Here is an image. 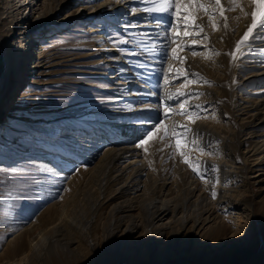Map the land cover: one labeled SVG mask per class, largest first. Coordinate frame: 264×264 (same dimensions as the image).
Returning <instances> with one entry per match:
<instances>
[{
  "label": "rangeland",
  "instance_id": "374dc122",
  "mask_svg": "<svg viewBox=\"0 0 264 264\" xmlns=\"http://www.w3.org/2000/svg\"><path fill=\"white\" fill-rule=\"evenodd\" d=\"M74 1L75 3L64 9L49 26V31L35 35L39 44L38 60L36 59L39 64L34 75L17 88L12 100L5 104L0 114V264H18L24 256V247L20 245L26 240L36 242L40 234L50 231L51 223L64 214H67L69 223H66L65 229L59 233L62 237L59 247L52 251L51 255L47 254L44 262L31 261L29 264H139L132 259L121 260L113 255L107 258L104 252L90 254L91 250L86 245L79 248L67 247L68 240L75 238L71 234L75 232L76 226L78 227L76 222L82 220L84 215L87 216L86 220L89 217L88 221L94 218L89 202L95 201L98 191H89L86 185L90 187V184H93L97 166L113 144V136L103 131L104 128L110 130V127L101 123H104V120H113L114 123L123 125L135 123L132 122L135 117L129 116L128 113L131 112L125 110L127 107L122 105L126 103L124 98L129 95L125 94L126 91L131 92L133 85L118 71L119 62L110 57L111 54L107 53L105 46L97 38L111 40L114 47L124 56L126 68L133 75V80L146 85L159 95L164 71L173 57L172 49H178L179 37L183 35L184 30L189 29L192 33L188 40L196 37L201 43L190 51L195 50L197 58L204 55L218 61L212 73L221 75L225 88L229 89L231 86V77H235L233 82L237 83L234 84L235 105L229 116L222 117V103L204 107L201 115L210 116L220 130H226L229 125L234 129L237 153L235 161L241 167V172L224 183L238 190L237 195L231 191L228 195H236L234 201L237 206L234 211L242 217L239 225L242 229L238 230L239 237L233 249H238L243 244L252 251V254H247L237 264H262L256 256L264 253V167L256 165L259 155H250L255 150L264 155V125L252 124L257 115L258 119L261 118L262 112L250 109L249 105L264 99V83H259L260 79H256L257 75L264 72V32H259L256 39L246 42L254 49L243 52V58H240L238 64H234L233 55H238L236 44L239 41L234 37L233 41L228 39L230 27L244 29L251 24L250 14L254 8L251 0H238L244 11L236 7L234 11L226 12L227 29L223 26L224 20L217 17L216 29H213L210 23H204L202 27L210 31L211 37L205 32L196 35L195 32L199 29L192 25L198 24V19L200 21L206 14L198 11L194 4L189 6L184 3L174 16L159 15L166 23L157 26L151 23L157 14L130 11L132 8L142 10L146 6L138 3V0L120 19L113 17L114 21L111 23L108 22L106 14L90 9V0ZM223 4H226L225 8L233 7L230 0H222ZM188 13H191V18L186 21ZM199 13L204 14L202 16ZM235 14H239L237 19L233 18ZM169 23L175 25L174 33L169 28ZM107 25L109 27L106 29ZM220 35L223 37L219 39ZM212 38L216 41V46L208 41ZM173 40L175 43H172ZM164 53H167V59ZM201 74L210 77L205 71ZM198 78L190 77V81L188 78H182L178 83L186 81L187 86H199L202 81ZM223 92L222 97L228 100L227 94ZM134 96L138 100L136 104L144 106L145 100L137 94ZM193 97L196 100V97ZM112 111L113 115L109 114ZM148 118L150 117L146 118L145 115L139 117L141 121L138 123H142L144 131L134 142L135 145L144 138L152 124L160 120L155 119L145 126ZM161 136L163 131L149 140L147 151L140 149L147 153L148 158L155 156L156 163L163 162L164 174L169 173V177H172L177 165L181 163L180 155L175 147L173 148V142L168 144L172 146L169 150L173 152L165 154L167 150L161 144L164 140ZM207 150L210 151V157L216 159L218 147L208 144L204 152ZM59 152L67 153L75 162L71 176L73 175L76 181L70 187L57 183L55 191L49 194V177L46 171L53 165L52 159L59 156ZM222 157L229 160L226 156ZM163 181L161 179V183ZM169 182L172 185H168L170 190L167 200L179 203L183 197L181 185L183 188L185 185L181 180L173 184L172 179H169ZM147 185L148 198L156 199L157 192L152 182H147ZM110 187L113 192L118 188L116 183H112ZM73 199H85L84 206L78 207V202L82 204V200L73 205ZM87 202L90 205H87ZM96 220L98 226L93 229V238L103 242L107 231L101 230L99 217ZM215 234H212L211 239H215ZM165 249L166 247H163L161 252ZM200 253L199 247L191 248L187 252L185 264L201 261L198 257ZM149 256L147 264H181L175 257L170 259L168 256H161V261L153 262L154 255Z\"/></svg>",
  "mask_w": 264,
  "mask_h": 264
},
{
  "label": "bare ground",
  "instance_id": "6f19581e",
  "mask_svg": "<svg viewBox=\"0 0 264 264\" xmlns=\"http://www.w3.org/2000/svg\"><path fill=\"white\" fill-rule=\"evenodd\" d=\"M135 2L137 0H105V2L104 0H90L89 4L90 9L106 14L108 22L111 23L114 21L113 17L117 20L120 19ZM203 2L209 7L213 6L210 0H203ZM73 3H75L74 0H0V29H2V32L0 31V114L5 104L10 99L12 100L17 88L34 75L35 68L39 64L36 61L39 55L37 50L39 44L36 42L35 35L49 31V26L55 22L64 9L72 6ZM225 5L223 4L224 7ZM250 9L247 11L250 12ZM199 14L203 16L204 13ZM199 14L198 16H200ZM238 16L239 14H235L233 18L237 19ZM216 17L223 20L217 14L212 23H216ZM207 22L209 23L207 14L200 21L198 19V24L201 26ZM108 27L109 25L105 28ZM203 29V34L204 32L208 33V37H211L210 31L204 27ZM185 31L189 33L187 36ZM246 31L245 27L244 29L230 27L228 39L231 40L234 37L240 41ZM197 32L199 30L195 33ZM190 33L192 30H184L183 35L179 37L180 43L175 54L176 58L172 57L168 62L159 95L146 85L133 80V75L126 68L127 63L124 56L114 47L111 40H105L104 37L97 38L105 46L107 53L111 54L110 57L115 62H119L118 71L123 74L128 83L133 85V90L129 93L127 90L125 93L129 94L128 97L122 93L126 103L122 104L121 101L119 103L127 107L125 110L131 112L128 115L135 117L132 121L135 123L123 125L119 122L114 123L113 120L105 122L103 119L104 123L101 124L110 127V130L104 128L103 131L113 136L111 138L113 144L98 164L93 184H90V187L86 185L89 191H98L95 201L89 202L94 218L88 221L89 217L86 220L87 216L84 215L82 220L76 222L78 227L76 226V230L74 229L75 232L72 234L71 230L69 232L75 238L71 241L68 240L67 247L79 248L86 245L91 250L90 254L96 255L104 252L107 258L113 255L121 260L132 259L133 262L136 261L139 264H147L146 261L152 254L154 255L153 262L161 261V256H168L170 259L175 257L181 264H185L187 252L194 247H199L201 252L198 256L201 261H197L196 264H237L247 254H252L251 248H247L243 244L240 248L233 249L236 246L235 241L237 242L239 237L238 230L241 228L239 225L242 217L236 215L234 211L237 206L235 201L238 190L235 187H228L224 183L241 172V167L235 161L237 153L234 129L229 125L226 130H220L210 116L201 115L204 107L222 103V117L229 116L233 105H235L234 84L237 83L233 82L235 77H231V86L229 89L225 88V81L221 75L212 73L218 61L211 60L204 55L198 58L192 55L190 50L201 43L196 37L191 41L188 40ZM222 37V35L218 36L219 39ZM208 41L212 42L211 45L216 46V41L213 38ZM226 41H228L227 38ZM249 46L246 42L241 45L234 64H238L240 58H243V52H249L250 48L254 49ZM180 58H184L183 62ZM234 64L233 66H235ZM203 71L210 77L203 76L201 74ZM191 73L198 75L193 76ZM197 76L202 81L199 86L195 84L187 86L186 81L178 83L182 78L189 80L190 77L197 78ZM256 77V79H260L259 83H264V72ZM223 91L227 94L228 100L222 97ZM178 93H188L190 98H186L184 95L178 96ZM136 94L145 100L144 106L136 104L138 102L134 96ZM192 95L196 97V100ZM181 101L185 102L184 111H187L192 119L176 114L181 111L179 108ZM197 104L200 105L199 108L195 107ZM168 106L171 108L168 118L165 119V125L175 123L185 125L190 129L187 133V140H182L180 150L186 154L189 164L183 162L185 157L178 152L181 163L177 165L172 177H169V173L164 174L163 162L156 163L155 156L152 155L151 158H148L147 153L134 144L144 131L142 123H138L141 121L139 117L141 118L143 115L146 118L150 117L144 124L145 126L149 125L147 123L150 121L162 119L164 109ZM239 107L242 108V106ZM249 108L262 112L261 118L258 119L257 115L251 123L255 126L264 125V99L249 105ZM109 114L113 115V111ZM95 122L97 121L95 120ZM191 141H195V143L193 144ZM172 142L174 148L175 139L167 137L166 140L164 138L161 141L167 150L164 152L167 155L173 152L169 150L172 146H168ZM208 144L218 147L219 153L216 159L210 157V151L204 152ZM155 154L158 155L157 151ZM221 155L226 156L229 160ZM254 156L259 157L256 160V165L264 167V155L262 156L255 150L250 157ZM52 162L53 165L46 171L49 177V194L55 191L57 183H64L70 187L76 181L75 177L71 176L75 162L67 153L59 152V156L54 157ZM190 165H198L200 174L194 172ZM179 177L181 179H178ZM161 179L164 180L162 183ZM169 179H172L173 184L181 180L185 185V188L181 185L183 197L179 203L167 200L170 190L168 185L171 184ZM149 181L152 182L155 192H157L156 199H149L147 196L149 190L147 182ZM112 183H116L118 186L114 192L110 187ZM213 191L217 193L215 199L212 197ZM229 191L236 195H228ZM239 195L241 194L239 193ZM78 200H82V204ZM77 202L78 207L84 206L85 199L71 200L73 205H76ZM90 204L87 202V205ZM66 215L64 214L53 221L50 231L41 233L36 242L26 240L20 245L24 247V256L18 261V264H29L31 261L42 263L46 260L47 254H52V251L59 247V240L62 238L59 233L65 229V224L69 223ZM102 215L104 216L101 217ZM97 217H99L101 230L106 229L107 231L103 242L93 238L95 234L93 229L98 226ZM213 233H216L215 239H211ZM163 247L166 249L161 252ZM256 257L264 264V253Z\"/></svg>",
  "mask_w": 264,
  "mask_h": 264
},
{
  "label": "snow or ice",
  "instance_id": "6c2138e0",
  "mask_svg": "<svg viewBox=\"0 0 264 264\" xmlns=\"http://www.w3.org/2000/svg\"><path fill=\"white\" fill-rule=\"evenodd\" d=\"M138 3H143L146 6L141 10L139 8H132L130 11L132 13H136L138 11H142L143 13L147 14H157L156 18L151 21V23H154L155 25H163L166 22L159 18V15L161 14H168L170 16L177 15L180 8L183 6L184 3H187L189 6L196 5V8L198 11H203L205 14L209 17V23L211 24V27L213 29H216L217 25L215 23H212V20L214 17L218 14L220 17L224 20V28H228V17L226 15V12L228 11H234L236 7H240V4L238 3V0H230V3L233 5L232 8H225L222 5V0H210V3L213 5L212 7H209L206 3L203 2V0H138ZM251 3L254 5V8L251 12V24L247 27V31L244 33L241 40L236 44V50L239 51L241 45H243L245 42H248L250 40H254L257 38L259 32H264V0H251ZM175 9V11H173ZM241 11H244L242 7H240ZM247 15V13H245ZM191 18V13H188L185 17L186 21ZM186 23V27H187ZM192 27L199 29V32L196 33V35H199L200 32H203L204 29L200 24H194ZM169 28L175 32V25L169 23ZM258 30V31H257ZM189 33L188 31H185V35L187 36ZM205 39L207 36L204 37ZM124 43H127V41H123ZM172 43H175V40L172 41ZM191 47V46H189ZM176 48L172 49L173 58H176ZM197 53L195 50L192 51V55L195 56ZM219 53H217L218 55ZM132 55H136V53H132ZM165 59H167V53H164ZM235 55H233V59H235ZM181 62H183L184 58H180ZM191 75L196 76L197 73H191ZM207 83V81H205ZM167 83V81H166ZM152 95H155V93H152ZM179 95H184L186 98H190V94L188 93H178ZM196 108H199L200 105H195ZM171 106H168L164 109L163 112V118L159 121L152 124L149 131H147L144 134V138L141 139L135 146L137 148H143L145 151H147L146 145L157 133H160L163 131V136H161V139H164L165 137H170L175 139V149L177 152L180 153V155L184 156L183 162L186 164H189V160L187 159V156L184 152H181L182 147V140H187V133L190 131L185 125H165V119L169 116V110ZM179 108L181 109L180 112H177L178 115H185L188 116L189 119H192V116L189 115L187 111H184L185 109V102L181 101L179 102ZM199 118V117H197ZM179 129V130H178ZM191 143H195V141H191ZM192 167V170L196 172L198 175L199 172V166L198 165H190ZM203 179V176H201ZM217 196V193L215 191L212 192V197L215 199Z\"/></svg>",
  "mask_w": 264,
  "mask_h": 264
},
{
  "label": "water",
  "instance_id": "95a60500",
  "mask_svg": "<svg viewBox=\"0 0 264 264\" xmlns=\"http://www.w3.org/2000/svg\"><path fill=\"white\" fill-rule=\"evenodd\" d=\"M0 69H1V57H0ZM1 71V70H0Z\"/></svg>",
  "mask_w": 264,
  "mask_h": 264
}]
</instances>
